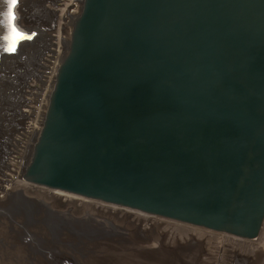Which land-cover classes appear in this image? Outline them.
I'll list each match as a JSON object with an SVG mask.
<instances>
[{
  "label": "water",
  "instance_id": "95a60500",
  "mask_svg": "<svg viewBox=\"0 0 264 264\" xmlns=\"http://www.w3.org/2000/svg\"><path fill=\"white\" fill-rule=\"evenodd\" d=\"M21 177L257 236L264 0H82Z\"/></svg>",
  "mask_w": 264,
  "mask_h": 264
},
{
  "label": "rangeland",
  "instance_id": "374dc122",
  "mask_svg": "<svg viewBox=\"0 0 264 264\" xmlns=\"http://www.w3.org/2000/svg\"><path fill=\"white\" fill-rule=\"evenodd\" d=\"M21 1L8 27L9 3L0 0L1 60L34 39V32L18 22ZM34 54L30 46L16 66H7L27 71ZM20 73L0 77L3 104L12 98L4 88L13 75L20 81ZM18 178L0 175V264H264V218L257 236L234 238Z\"/></svg>",
  "mask_w": 264,
  "mask_h": 264
},
{
  "label": "built area",
  "instance_id": "2783aa9c",
  "mask_svg": "<svg viewBox=\"0 0 264 264\" xmlns=\"http://www.w3.org/2000/svg\"><path fill=\"white\" fill-rule=\"evenodd\" d=\"M32 10L36 9L34 17H29L30 22L42 21L48 23L52 19L51 26L46 27V31L54 33L55 26L53 23L56 22L57 17L54 13L49 14L54 6L59 7L63 0H29ZM68 4L66 5L67 13H72L73 16L70 19L71 27L74 18L79 12L82 0H66ZM67 13L63 14L64 21L66 20ZM49 14V16H48ZM61 17V16H60ZM59 17V19H60ZM68 25H64L61 30L62 37H66ZM71 30V28H70ZM69 30V33H70ZM36 31L34 30V34ZM41 35V34H40ZM43 36V35H41ZM42 38V37H41ZM60 46H63L60 44ZM35 54L29 63V68H25L27 71H20L19 68L14 71L10 70L7 75L12 76L15 72L21 73V80L14 77L11 78L10 84L7 86L4 93L11 91L12 98L9 102L3 104L0 102V112L2 116L0 117V166H4L8 170H0V175L7 174L8 176H21L23 168L29 159L32 144L37 136L38 130L41 125L44 110L47 103V96L49 90L52 86L53 78L57 65L62 59L57 61V58H52L44 56V53H49L46 51L48 48H44L38 53L35 47ZM62 48V47H61ZM61 48L59 49L61 51ZM66 52V51H65ZM57 56V54L55 55ZM55 65V69L51 70V67ZM20 67V65H19ZM52 78L51 86L47 92L46 100L43 102V96L45 93L46 85L50 82L49 79ZM1 169V168H0ZM152 215V214H151ZM157 216V215H156ZM164 218V217H162ZM166 219V218H165ZM172 220V219H169Z\"/></svg>",
  "mask_w": 264,
  "mask_h": 264
},
{
  "label": "bare ground",
  "instance_id": "6f19581e",
  "mask_svg": "<svg viewBox=\"0 0 264 264\" xmlns=\"http://www.w3.org/2000/svg\"><path fill=\"white\" fill-rule=\"evenodd\" d=\"M60 4H62V5H60L59 7L54 6L52 8L53 10L51 12H49V14L54 13L55 16L57 17L56 22L53 23L54 26H55L54 33H50V31H46V27L47 26H51L52 19L50 21H48V23H46V24H45V22H42V21L37 22V18H36L37 25L34 22H30L29 21L30 20L29 17H34V16L37 17V16H39V14L38 15H36V14L34 15V13L32 12L33 11L32 10L33 6L29 2H25L24 0H22L20 2L19 7H18V13H17L18 22L22 26H24L26 28V30H32L33 32L35 30L36 33L34 35V39H31L30 41L26 42L27 44L25 46H22L21 49L15 50V52H13L14 54L13 53H12V55L10 54L11 56L8 55L6 57H3L2 60L0 59V77L2 75H4L5 72H6V74L8 72H10L11 69H9V68H11L12 66H16V63H17L18 60H22V57H23L22 53L25 52V50L28 49L30 46L31 47H35L36 50L38 51V53L40 51H42L44 48H48L46 51H49V53H44V56L50 57V58H52V60L54 58H57V61L60 60L61 56L65 53L66 48H67V43H68V38H69V30L71 28V23L69 21H70L71 17L73 16L72 13H67L66 10H64L65 8H67L66 5L68 4V2L66 0H63ZM66 13H67L66 20L65 21L63 19L61 20V18H63L62 17L63 14H66ZM49 14H48V16H49ZM59 17H60V19H59ZM66 23L68 25V27H67L68 32H67L66 37L65 36L62 37L61 30H62V27L64 25H66ZM8 25L11 26V24H9V21H8L7 25H5V26H8ZM4 33L6 34V32H4ZM40 34L43 35V36H41ZM1 39L4 40L2 37H1ZM60 44H62L63 46H60ZM58 48L59 49L61 48V51ZM2 53H5V49L3 50ZM56 54H57V56H55ZM7 65L9 66V68H8ZM29 65L30 64L26 63V66H25L26 69L29 68ZM55 65H56V63H54V65L51 67V70L55 69ZM52 76H54V75H52ZM1 80H2V77H1ZM1 80H0V82H1ZM49 80H50V82L48 83V85H46L45 93H44V96H43V102H45V100H46V95H47V92H48V90H49V88L51 86L52 78L49 79ZM15 179H17V178H14V180ZM19 180H21V181H23L25 183L27 182L21 176H20ZM0 181H1V179H0ZM49 189L50 190H59V191L65 192V193H69V194H72V195L79 196L81 198H86V197H83V196H80V195H77V194H74V193H70V192H67V191H63V190H60V189H52V188H49ZM66 199H67V197H66ZM104 204L113 205V206L120 207V208H125V207H121V206L110 204V203H106V202H104ZM126 209L129 210L130 208H126ZM130 210L138 211V210H135V209H130ZM138 212L147 215V213H144V212H141V211H138ZM159 218H162V217L160 216ZM162 219H165V217L162 218ZM166 219L169 220V218H166ZM231 236H233L234 238H239V237L234 236V235H231Z\"/></svg>",
  "mask_w": 264,
  "mask_h": 264
},
{
  "label": "snow or ice",
  "instance_id": "6c2138e0",
  "mask_svg": "<svg viewBox=\"0 0 264 264\" xmlns=\"http://www.w3.org/2000/svg\"><path fill=\"white\" fill-rule=\"evenodd\" d=\"M18 0H8L9 7L6 13V16L8 18L9 24L15 19V16L13 14V9L16 7ZM15 30V29H13Z\"/></svg>",
  "mask_w": 264,
  "mask_h": 264
}]
</instances>
